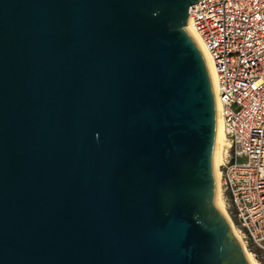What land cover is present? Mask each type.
<instances>
[{"label": "water", "instance_id": "95a60500", "mask_svg": "<svg viewBox=\"0 0 264 264\" xmlns=\"http://www.w3.org/2000/svg\"><path fill=\"white\" fill-rule=\"evenodd\" d=\"M197 1L0 0V264H249Z\"/></svg>", "mask_w": 264, "mask_h": 264}, {"label": "built area", "instance_id": "2783aa9c", "mask_svg": "<svg viewBox=\"0 0 264 264\" xmlns=\"http://www.w3.org/2000/svg\"><path fill=\"white\" fill-rule=\"evenodd\" d=\"M188 23L213 65L226 200L242 238L264 254V0H198Z\"/></svg>", "mask_w": 264, "mask_h": 264}, {"label": "bare ground", "instance_id": "6f19581e", "mask_svg": "<svg viewBox=\"0 0 264 264\" xmlns=\"http://www.w3.org/2000/svg\"><path fill=\"white\" fill-rule=\"evenodd\" d=\"M186 32L189 34L193 42L195 43L196 47L198 48L209 77L211 90L213 94V100H214V110H215V136H214V147H213V153H212V173L214 178V185H215V195H214V203L218 210L221 212L222 216L226 220V222L231 226L233 233L235 234L237 240L242 244L244 247V242L242 240V236L238 232V230L235 228L232 220L229 218L228 213L225 210V203L223 198V193L221 189V171L220 167L224 161V155L226 153V150L228 148V141L227 137L224 132V123L223 119L221 118V115L219 113V105L215 98V89H214V71H213V65L211 58L208 56L207 52L205 51L204 47L202 46L199 38L197 35L193 32L191 29L189 23L187 22L186 25ZM246 258L249 264H259L253 257L251 253H249L247 250H245Z\"/></svg>", "mask_w": 264, "mask_h": 264}, {"label": "rangeland", "instance_id": "374dc122", "mask_svg": "<svg viewBox=\"0 0 264 264\" xmlns=\"http://www.w3.org/2000/svg\"><path fill=\"white\" fill-rule=\"evenodd\" d=\"M225 156V155H224ZM221 182H222V179H221ZM221 189H222V193H223V198H224V203H225V210L226 212L228 213L229 215V218L232 220L231 222H233L235 228L239 231V228H238V225H237V222L234 218V213H233V210L231 208V206L229 205L228 201L226 200V193L224 192L223 190V186L221 185ZM229 225V224H228ZM230 226V225H229ZM230 230L232 232V234L235 236V234L233 233L232 231V228L230 226ZM241 235V234H240ZM243 242H244V250H247L249 253H251L254 257V259L259 263V264H264V254L263 253H260L255 247H253V245L248 241V240H245L243 239Z\"/></svg>", "mask_w": 264, "mask_h": 264}]
</instances>
